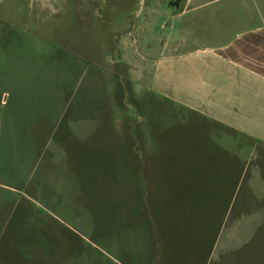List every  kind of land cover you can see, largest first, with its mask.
<instances>
[{
	"label": "rangeland",
	"instance_id": "1",
	"mask_svg": "<svg viewBox=\"0 0 264 264\" xmlns=\"http://www.w3.org/2000/svg\"><path fill=\"white\" fill-rule=\"evenodd\" d=\"M176 3L0 0V264H13L12 255L22 264H160L155 224L144 203L147 154L164 152L167 164L179 154L181 165L193 169V151L213 150L218 143L241 163L248 161L251 172L260 163L264 185L258 144L150 91V63L132 68L106 62L122 45L141 61V11ZM149 23L146 31L155 42L159 22ZM112 105L117 144L106 139L114 134L108 125L97 133L105 136L101 141L89 138L80 181L76 172L64 170L61 158L53 164L55 145L68 147L62 137L71 133L69 126L79 116L93 118L96 106L105 122L113 120ZM44 119L56 124L51 135ZM131 133L137 141H130ZM125 174L135 184L127 202L115 197ZM260 253L257 264H264V239Z\"/></svg>",
	"mask_w": 264,
	"mask_h": 264
},
{
	"label": "crops",
	"instance_id": "2",
	"mask_svg": "<svg viewBox=\"0 0 264 264\" xmlns=\"http://www.w3.org/2000/svg\"><path fill=\"white\" fill-rule=\"evenodd\" d=\"M176 1L177 7L141 11V25L136 24L143 46L137 53L141 61H135L136 55L122 45L105 57L106 62L132 68L134 63H150V91L207 122L248 137L264 150V0ZM149 22H159L161 34L155 42L146 31L152 29ZM95 110L100 112V106ZM112 110L114 119L108 122L100 113L88 120L79 116L69 126L71 133L66 131L62 137L68 147L55 145L53 164L61 158L64 170L76 172L80 181L86 171L87 140L95 136L101 141L105 136L97 133L108 125L114 134L106 139L118 142L115 105ZM41 123L50 135L56 128L52 120ZM71 139L76 140L77 149L69 146ZM136 139L131 133L130 141ZM145 143L149 149V137ZM212 149L193 151L189 156L193 169L181 165L184 159L179 154L169 164L164 152L146 155L141 172L144 203L155 224L160 264L259 262L264 239L263 167L259 163L253 173L248 161L241 163L224 146L217 143ZM133 169L129 167L131 176ZM125 176L127 181L115 186V197L127 202L134 198L135 184L134 178ZM12 256L13 264H22L18 256ZM2 257L7 260L5 254Z\"/></svg>",
	"mask_w": 264,
	"mask_h": 264
}]
</instances>
